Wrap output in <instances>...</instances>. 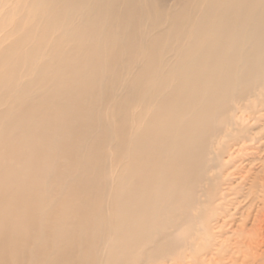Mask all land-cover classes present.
Wrapping results in <instances>:
<instances>
[{
  "label": "bare ground",
  "instance_id": "6f19581e",
  "mask_svg": "<svg viewBox=\"0 0 264 264\" xmlns=\"http://www.w3.org/2000/svg\"><path fill=\"white\" fill-rule=\"evenodd\" d=\"M252 119L264 0H0V264H264Z\"/></svg>",
  "mask_w": 264,
  "mask_h": 264
},
{
  "label": "rangeland",
  "instance_id": "374dc122",
  "mask_svg": "<svg viewBox=\"0 0 264 264\" xmlns=\"http://www.w3.org/2000/svg\"><path fill=\"white\" fill-rule=\"evenodd\" d=\"M178 1L179 0H166V3L168 5H171L174 2L177 3ZM59 79L63 80V76L59 75ZM251 122L253 123V127H255V129H256V131H255L256 138L252 139V140H246L245 142H240L239 144L236 143L232 147V150L236 151L235 153L240 152V155H242L240 161L243 162V164L241 165V167L244 166V164L248 163V161L250 160L249 157H252L255 153H258V151L262 149V142L264 141V138H262L260 140V135H262L264 133L263 121L262 120L256 121V119H252ZM243 146H245L246 148ZM238 164H239V162L237 163V165ZM236 170L237 169H235V167L232 166V167H229L228 172L232 173ZM240 174L236 173V176L239 177ZM235 195H236V193L234 192V189L233 190L231 189L230 193L228 195V198L230 199V201H231V197L234 198ZM228 206L231 207L232 204H229ZM226 218L227 219L225 220V228L230 229L233 220L231 219V216H228Z\"/></svg>",
  "mask_w": 264,
  "mask_h": 264
}]
</instances>
